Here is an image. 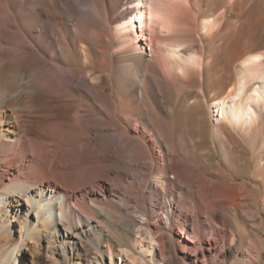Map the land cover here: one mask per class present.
Instances as JSON below:
<instances>
[{
	"label": "bare ground",
	"instance_id": "bare-ground-1",
	"mask_svg": "<svg viewBox=\"0 0 264 264\" xmlns=\"http://www.w3.org/2000/svg\"><path fill=\"white\" fill-rule=\"evenodd\" d=\"M202 210L264 264V0H0V264H207Z\"/></svg>",
	"mask_w": 264,
	"mask_h": 264
},
{
	"label": "rangeland",
	"instance_id": "rangeland-1",
	"mask_svg": "<svg viewBox=\"0 0 264 264\" xmlns=\"http://www.w3.org/2000/svg\"><path fill=\"white\" fill-rule=\"evenodd\" d=\"M194 97V96H192ZM194 99V98H192ZM203 111L200 110L199 114H202ZM207 141V140H206ZM208 143V142H206ZM248 152H246L244 154V156L249 157L248 155H250V149L247 148ZM218 160H220V157H217ZM227 172V171H226ZM228 174V173H227ZM229 177H231L230 174H228ZM170 216V214L172 215V212L168 209L164 210V213L162 215V217L158 218V217H149L148 219V224L149 227L148 229L151 231V233L153 234L154 240L156 241V247L159 249V245H164V241H166V239L169 237L170 238V234H169V230L171 231V225L170 223L166 222L165 219V215ZM201 215L203 217H208L207 219H209L212 222L217 223V216L215 214L213 215H207V212H205V210L201 211ZM167 223V224H166ZM169 224V225H168ZM168 234V236H167ZM162 235H166L163 236ZM228 233H225L224 231V226H222L220 223H217V229L215 230L214 234H211L208 239H206L203 242H200L199 244H195L192 242H189L184 235L180 232V231H175V235L174 237H172L171 239L174 240V249L178 252L177 257L182 259V257L184 256V254H189L190 252H197V253H201V252H206L209 254V249L211 253V255H209L207 258V264H211V262L209 261L210 257H216V261L212 264H230V262L234 261V262H238V259H235L238 256V253H233V252H229L227 251L228 246H233L236 248V250H239V246L237 245L236 239L235 238H230V240H227L228 237ZM168 238V239H169ZM162 240V241H161ZM230 242V243H229ZM264 250V249H263ZM255 250L253 249L251 252V255L256 257L257 255V249L256 252H254ZM256 253V254H255ZM141 261V260H140ZM140 261L138 264H140Z\"/></svg>",
	"mask_w": 264,
	"mask_h": 264
}]
</instances>
